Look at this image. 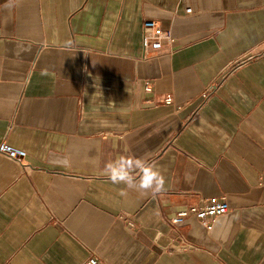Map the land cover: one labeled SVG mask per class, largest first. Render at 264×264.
Listing matches in <instances>:
<instances>
[{
    "label": "crops",
    "instance_id": "crops-1",
    "mask_svg": "<svg viewBox=\"0 0 264 264\" xmlns=\"http://www.w3.org/2000/svg\"><path fill=\"white\" fill-rule=\"evenodd\" d=\"M3 139L0 264H264V0H0ZM211 197L210 227L169 221Z\"/></svg>",
    "mask_w": 264,
    "mask_h": 264
},
{
    "label": "built area",
    "instance_id": "built-area-1",
    "mask_svg": "<svg viewBox=\"0 0 264 264\" xmlns=\"http://www.w3.org/2000/svg\"><path fill=\"white\" fill-rule=\"evenodd\" d=\"M191 12V8L187 9ZM171 33L169 30L161 28L159 23L155 20L145 19L143 21L142 42L145 49L150 48L152 51L149 55H155L161 49L163 40L170 39ZM167 102H171V98H167ZM0 154H3L19 163L27 157V152L21 148L15 147L8 143L6 139L0 141ZM229 211L228 202L219 197H211L198 204H192L177 211L169 218L171 224L175 227L181 226L189 217L196 218L201 224L210 227L214 219L218 216L224 215ZM181 248L187 247L183 241ZM83 264H107L100 259L96 254L91 253Z\"/></svg>",
    "mask_w": 264,
    "mask_h": 264
},
{
    "label": "clouds",
    "instance_id": "clouds-1",
    "mask_svg": "<svg viewBox=\"0 0 264 264\" xmlns=\"http://www.w3.org/2000/svg\"><path fill=\"white\" fill-rule=\"evenodd\" d=\"M133 170H137L140 173V188H152L154 191H158L164 185L163 176L141 159L132 160L118 157L115 161L105 166V171L113 183L124 182L129 187L135 186V177L132 175Z\"/></svg>",
    "mask_w": 264,
    "mask_h": 264
}]
</instances>
